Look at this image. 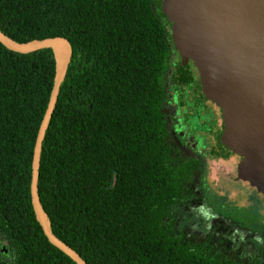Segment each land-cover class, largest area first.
I'll list each match as a JSON object with an SVG mask.
<instances>
[{
    "label": "trees",
    "instance_id": "1",
    "mask_svg": "<svg viewBox=\"0 0 264 264\" xmlns=\"http://www.w3.org/2000/svg\"><path fill=\"white\" fill-rule=\"evenodd\" d=\"M0 29L16 42L70 44L38 178L59 238L89 264H264L262 250L236 256L190 240L168 213L204 164L176 142L163 108L178 51L162 0H0ZM55 70L51 47L0 41V264H79L48 239L32 203Z\"/></svg>",
    "mask_w": 264,
    "mask_h": 264
},
{
    "label": "water",
    "instance_id": "2",
    "mask_svg": "<svg viewBox=\"0 0 264 264\" xmlns=\"http://www.w3.org/2000/svg\"><path fill=\"white\" fill-rule=\"evenodd\" d=\"M162 12L178 53L198 71L201 97L221 110L219 140L230 153L220 163L219 175L264 196V0H162ZM0 41L18 52L53 49L56 70L34 147L32 203L48 239L79 264H89L53 232L38 191L43 140L69 66V41L55 36L16 42L1 29Z\"/></svg>",
    "mask_w": 264,
    "mask_h": 264
},
{
    "label": "rangeland",
    "instance_id": "3",
    "mask_svg": "<svg viewBox=\"0 0 264 264\" xmlns=\"http://www.w3.org/2000/svg\"><path fill=\"white\" fill-rule=\"evenodd\" d=\"M203 134L205 143L214 145L211 136ZM222 161L208 158L204 170L168 213L190 240H208L236 256L264 251V196L251 186L220 176ZM6 247L0 240V249ZM5 252L9 255L8 249Z\"/></svg>",
    "mask_w": 264,
    "mask_h": 264
},
{
    "label": "flooded vegetation",
    "instance_id": "4",
    "mask_svg": "<svg viewBox=\"0 0 264 264\" xmlns=\"http://www.w3.org/2000/svg\"><path fill=\"white\" fill-rule=\"evenodd\" d=\"M173 57L163 108L176 142L184 152L200 157L204 170L208 158L224 160L222 155H216L223 150L218 142L222 130L221 110L212 100L201 97L198 71L191 61L183 60L175 52ZM203 133L211 136L214 145L205 143Z\"/></svg>",
    "mask_w": 264,
    "mask_h": 264
}]
</instances>
